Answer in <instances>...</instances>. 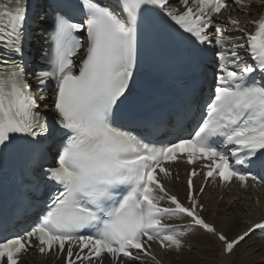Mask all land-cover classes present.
Listing matches in <instances>:
<instances>
[{
    "label": "snow or ice",
    "instance_id": "6c2138e0",
    "mask_svg": "<svg viewBox=\"0 0 264 264\" xmlns=\"http://www.w3.org/2000/svg\"><path fill=\"white\" fill-rule=\"evenodd\" d=\"M254 7L264 10V0H78L79 19L58 12L49 22L47 15L29 21L28 0H0V151L29 144L36 187L44 189L31 224L0 229V264H21L31 249L64 264H103L105 256L111 264H161L153 244L179 253L196 230L230 257L264 232L261 217L230 238L204 215L209 183L264 185V11L257 16ZM233 9L245 18L221 19ZM150 20L211 65L191 128L178 123L166 140L138 133L121 112ZM26 25L46 35L47 66L39 71L30 70ZM178 161L191 166L183 200L168 187L180 179L172 170Z\"/></svg>",
    "mask_w": 264,
    "mask_h": 264
},
{
    "label": "bare ground",
    "instance_id": "6f19581e",
    "mask_svg": "<svg viewBox=\"0 0 264 264\" xmlns=\"http://www.w3.org/2000/svg\"><path fill=\"white\" fill-rule=\"evenodd\" d=\"M256 2H259V0H256ZM250 11L258 16L264 10H258L254 7ZM231 16L245 18L243 13L234 9ZM177 187L179 189L183 188L179 184H177ZM221 196H223L222 200L220 199ZM234 199L238 202L230 204L229 202ZM257 199L260 201L259 207L255 203ZM263 200L264 194H256L249 190L240 191L237 186L230 188L228 193L223 190L210 191L208 189L204 193V203L208 207V211L204 215L208 220L215 221L217 226L223 228L231 238L244 231L251 220L264 217ZM249 205L251 207H248ZM249 213L251 219H249ZM171 222L181 223V221ZM184 240L185 247L179 253L168 251L164 255V252L157 248L153 252L161 261V264H264V240H260L256 232L240 243L230 257H224L221 254L220 245L214 237L199 230L194 231ZM237 250H241V253L235 260ZM21 264H62V261L35 254L24 258ZM103 264H110V262L105 260ZM148 264H153V262L148 261Z\"/></svg>",
    "mask_w": 264,
    "mask_h": 264
},
{
    "label": "rangeland",
    "instance_id": "374dc122",
    "mask_svg": "<svg viewBox=\"0 0 264 264\" xmlns=\"http://www.w3.org/2000/svg\"><path fill=\"white\" fill-rule=\"evenodd\" d=\"M216 206H217V204H216ZM174 251V250H173ZM174 252H176V251H174ZM241 253V250H237V252H236V256H235V260H237V258L239 257V254Z\"/></svg>",
    "mask_w": 264,
    "mask_h": 264
}]
</instances>
